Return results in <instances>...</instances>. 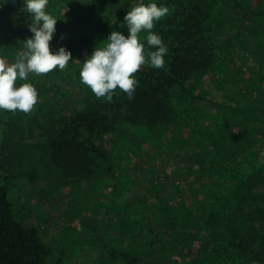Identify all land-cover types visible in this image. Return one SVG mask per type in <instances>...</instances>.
<instances>
[{
	"label": "trees",
	"instance_id": "16d2710c",
	"mask_svg": "<svg viewBox=\"0 0 264 264\" xmlns=\"http://www.w3.org/2000/svg\"><path fill=\"white\" fill-rule=\"evenodd\" d=\"M113 1L102 2L105 7L99 4L91 7L89 16L79 19L81 25L84 24V34L89 33L88 24L90 27L98 24L96 46H106L113 31L127 38L129 30L124 24L127 12L140 3L145 6L155 3L122 0L112 21L105 25V13L110 8L107 6ZM228 1V7L235 5L243 19L221 48L250 50L259 69L242 71V88L226 91L213 114L208 104L198 107L190 98L180 122L173 119L174 92L193 96L188 88L193 76L209 69L228 76L233 62L217 58L212 45L204 39V25L211 14L205 0H170L163 3L168 4L169 14L165 19L154 21L151 30L162 38L168 49L165 67L156 69L148 62L149 52L156 49L147 44L149 30H142L138 38L145 46L146 63L134 74L138 85L133 99L119 88L114 91L112 102L106 97L98 98L88 86L71 76L65 88L54 94L51 104H43L46 109L40 111L42 120L37 122L41 142L28 146L21 124L16 120L6 123L0 143V174L9 181L10 170L22 167L28 155L34 154L33 149L38 148L46 158L47 168L62 179L91 182L96 180L95 172L101 164L111 162L120 152L128 157L129 151L136 156L139 153L137 161L140 165L147 164L141 144L135 141V138L147 137L145 146L152 151H162L164 158L167 152L171 156L170 151H181L187 170L179 172L178 176L186 183L176 190L181 195L195 197L197 213L204 202L211 200L209 228L205 227L210 250L198 253L197 264L208 261L264 264V176L251 174L255 159L247 160L249 153L259 146L264 147V7H254L255 2L250 4V0ZM22 4L24 0H15L0 10V16L26 29L30 17ZM155 4L160 7L159 3ZM60 30L58 25L56 31ZM84 43L87 45L80 40L73 42L72 52H81ZM243 64L246 63H242V67ZM75 65L73 63V67ZM213 85L209 87L212 93ZM55 88H59L58 85ZM174 131L178 132L176 143L169 138ZM106 137L130 141L131 150L121 151L112 141L113 149L109 154L102 148ZM188 137L194 146L190 152ZM37 176L36 172L28 174L31 183ZM9 184L6 182L0 187V264H48L51 251L36 227L23 224L12 201ZM109 212H105V222L109 227L115 219L113 231L103 234L94 228L95 243L104 252L107 264H174L170 262L169 250L182 254L190 249L185 240L177 251L174 242L167 245L152 229L144 231L124 210H114L113 215ZM133 239L135 243L130 244Z\"/></svg>",
	"mask_w": 264,
	"mask_h": 264
},
{
	"label": "rangeland",
	"instance_id": "374dc122",
	"mask_svg": "<svg viewBox=\"0 0 264 264\" xmlns=\"http://www.w3.org/2000/svg\"><path fill=\"white\" fill-rule=\"evenodd\" d=\"M138 1H153L160 6L168 7V4L163 3H168L170 0ZM205 1L210 7L211 14L204 25V39L206 38L212 45L217 58H227L233 62V66L229 69L230 74L225 77L214 69L193 76L188 86L193 96L192 94L182 96V93L174 92L172 106L175 122H180L184 106L189 103L190 98L198 107L208 104L213 114L215 106L222 100L226 91H238L242 88V71L259 69L250 50L229 51L230 47H224V50L221 48V44L226 43L236 32L243 19L242 14L235 9V5L228 7V0ZM252 1L255 2L254 7H264V0H250V4ZM12 2L13 0H8L4 3V0H0V10ZM102 2L105 0H49L45 11L57 19L56 27L58 25L61 27L59 32L53 34L50 50L55 54L60 47H64L71 52L73 59L68 62L64 70L57 67L47 75L37 76L29 73L27 80L17 79L16 87L23 83H31L37 89V103L28 113L0 109V143L6 131V123L10 120H16L21 124L25 133L24 142L28 146L42 141L37 122L42 120L40 111L46 109L43 104L50 105L54 94L62 87L65 88L71 76L81 82L78 77L82 63L98 47L96 43L99 38L95 35L99 28L98 24L95 23L91 27L88 24L89 33L84 34V24L81 25L79 19L89 16L91 7L97 4L105 7ZM122 4V0H114L110 6H107L110 8L108 13H105V25L112 21L115 11ZM166 17L167 15L162 19ZM19 31L23 32L19 33ZM32 36L29 26H26V29L22 28L20 24L11 20L9 22L7 18L0 16V58H4L9 63L15 62L25 50L23 42ZM78 40L87 42V45L84 43L81 52L75 54L70 45ZM73 63H76L74 67ZM242 63L246 64L242 67ZM57 85L59 88L56 89ZM212 85L215 87L213 93L209 90ZM216 85H219V88ZM180 97L181 99L176 100ZM177 133L174 131L169 134V138L174 143ZM188 139L190 144L187 150L193 151V142L189 137ZM147 140V137L135 138V141L142 146L147 164L140 165V161H137L138 158L140 159L139 153L136 156V153L129 151L128 157L127 154L123 155L120 152L121 154L112 157L111 162L101 164L95 172L96 180L91 182L73 178L62 179L51 168H47L46 158L38 148L33 149L34 154L28 155L22 167L10 170L9 181L0 174V187L10 182L11 198L23 224L36 227L43 242L50 249L48 264H107L104 252L95 243L94 228L103 234L112 232L113 227L116 226L115 219L108 227L105 222V212L109 210L113 215V211L118 209L126 211L134 222L142 225L144 231L152 229L158 236L163 237L167 245L174 242L177 251L186 240L190 244V249L182 254L169 250L170 262L174 264H197L198 253L206 249L210 250L208 247L210 239L206 236L205 227L209 228L211 200L204 202L197 213L195 197L190 196L192 194L181 195V192L176 190L181 184L186 183L185 179H180L178 176L179 172L187 170V163L182 159L181 151L179 149L170 151L169 153L173 152L171 156L167 152L164 158L162 151H152L145 146ZM104 141L102 148L106 152L109 151V154L113 149L112 141L116 142L121 151L130 148L129 140L127 142L106 137ZM125 145L127 147H124ZM252 159L255 161L250 173L264 176V147L259 146L253 153L247 155L248 161ZM31 172H36L38 175L32 183L28 178ZM105 237L109 242V238L106 235ZM133 243H135L134 239L130 244ZM227 258L232 263L233 260ZM208 262L216 264L213 261Z\"/></svg>",
	"mask_w": 264,
	"mask_h": 264
},
{
	"label": "clouds",
	"instance_id": "9594fccd",
	"mask_svg": "<svg viewBox=\"0 0 264 264\" xmlns=\"http://www.w3.org/2000/svg\"><path fill=\"white\" fill-rule=\"evenodd\" d=\"M8 0H4L7 3ZM15 2V0H13ZM49 0H24L23 9L29 14V30L33 36L24 41V51L9 63L0 58V109L10 112L17 110L28 113L37 103L38 92L31 83L16 87L17 79L27 80L29 73L47 75L57 67L64 70L72 60L71 52L60 47L53 54L50 41L56 32L57 19L47 13ZM170 12L167 6L158 7L155 3H143L133 7L124 16L129 36L113 31L106 46L96 47L90 57H86L80 70L81 82L99 97L113 101V93L119 88L131 100L134 98L138 80L134 74L146 63L144 44L138 38L142 30H149L147 44L155 51L148 54L151 66L165 67L168 52L162 38L151 32L154 21H159Z\"/></svg>",
	"mask_w": 264,
	"mask_h": 264
}]
</instances>
